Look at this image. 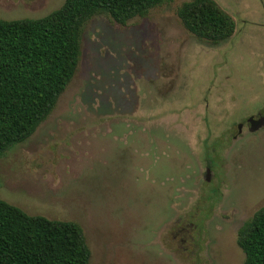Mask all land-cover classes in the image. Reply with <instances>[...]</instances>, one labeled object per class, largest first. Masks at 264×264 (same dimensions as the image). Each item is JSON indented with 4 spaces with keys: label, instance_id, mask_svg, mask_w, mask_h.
I'll list each match as a JSON object with an SVG mask.
<instances>
[{
    "label": "rangeland",
    "instance_id": "rangeland-1",
    "mask_svg": "<svg viewBox=\"0 0 264 264\" xmlns=\"http://www.w3.org/2000/svg\"><path fill=\"white\" fill-rule=\"evenodd\" d=\"M63 1L0 0V18ZM185 1L89 20L54 110L0 157V198L79 223L89 264H242L237 230L264 205V0H215L236 25L219 45L182 26Z\"/></svg>",
    "mask_w": 264,
    "mask_h": 264
},
{
    "label": "trees",
    "instance_id": "trees-1",
    "mask_svg": "<svg viewBox=\"0 0 264 264\" xmlns=\"http://www.w3.org/2000/svg\"><path fill=\"white\" fill-rule=\"evenodd\" d=\"M167 0H64L37 18H0V157L28 140L54 110L81 56L85 25L103 15L126 25ZM200 42L219 45L235 21L215 0H188L176 10ZM242 264H264V205L237 230ZM82 227L29 214L0 198V264H89Z\"/></svg>",
    "mask_w": 264,
    "mask_h": 264
},
{
    "label": "water",
    "instance_id": "water-1",
    "mask_svg": "<svg viewBox=\"0 0 264 264\" xmlns=\"http://www.w3.org/2000/svg\"><path fill=\"white\" fill-rule=\"evenodd\" d=\"M248 123L250 124V130L255 131L264 124V116L259 115L258 118L249 117ZM241 126L242 124H238L239 129L241 128Z\"/></svg>",
    "mask_w": 264,
    "mask_h": 264
}]
</instances>
